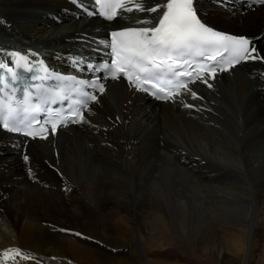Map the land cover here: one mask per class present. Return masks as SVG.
Returning <instances> with one entry per match:
<instances>
[{
    "label": "bare ground",
    "instance_id": "bare-ground-1",
    "mask_svg": "<svg viewBox=\"0 0 264 264\" xmlns=\"http://www.w3.org/2000/svg\"><path fill=\"white\" fill-rule=\"evenodd\" d=\"M156 2L164 0L126 7ZM195 7L217 30L248 36L264 56V3ZM146 16L155 13L133 8L114 22L134 26ZM111 23L87 17L73 0H0V64L19 52L68 68L70 58L103 50L97 39H107ZM208 82L190 83L197 96L181 91L173 102L117 78L89 104L86 122L43 139L0 129V264H152L140 260V230L218 256L223 247L243 261L258 248L255 263L264 264V59ZM125 244L135 249L121 253Z\"/></svg>",
    "mask_w": 264,
    "mask_h": 264
},
{
    "label": "snow or ice",
    "instance_id": "snow-or-ice-1",
    "mask_svg": "<svg viewBox=\"0 0 264 264\" xmlns=\"http://www.w3.org/2000/svg\"><path fill=\"white\" fill-rule=\"evenodd\" d=\"M77 2L79 0H73V3ZM95 2L102 5L99 15L112 22L107 32L110 45L107 39H97L98 44L110 46V63L105 60L103 63L85 64L84 58L81 57L79 61H74L75 66L81 70L86 67L93 72L103 70L105 79L108 76L114 79L122 76L131 87L158 100L175 102L181 91H191L189 80L201 81L211 88L212 84L208 81L215 78L218 70L228 71L242 61L264 59L248 36L220 31L204 22L195 7V0H164L163 3L156 2L151 7L141 3L126 7L128 0ZM217 2L222 3L223 0ZM81 6L88 16L94 14L85 5ZM133 8L137 12L155 13V18L146 16L136 20L134 26L115 24L114 18L120 16L119 10L131 12ZM80 39L87 42L88 34H82ZM100 50L99 47L95 49L97 52ZM14 55L19 57V60L15 62V67H8L7 71L12 74L11 80L15 84L20 79L17 71L22 67L20 61L26 62L27 58L19 52ZM3 68L4 65L0 64V70ZM26 70H31V66L28 65ZM57 78L65 84L71 80V95L77 98L73 106L67 108L63 117L55 118L51 122L52 134L56 133L57 125L62 122H86L83 113L90 111L89 102L97 101L96 92L105 91V84L95 75L91 81L61 74H57ZM2 91L3 89H0V92ZM21 91V103L17 107H7L3 114H0V129L35 138L38 133L33 130V126H39L40 133L47 135L45 127L39 125L36 116L49 102L66 100V89L57 88L51 92L47 89L37 90L33 80L32 85L23 87ZM191 95L196 97L197 93L191 91ZM183 106L193 107L191 104ZM23 159L28 161L29 156L25 154ZM7 253L19 255L20 250L9 249L6 250Z\"/></svg>",
    "mask_w": 264,
    "mask_h": 264
},
{
    "label": "rangeland",
    "instance_id": "rangeland-1",
    "mask_svg": "<svg viewBox=\"0 0 264 264\" xmlns=\"http://www.w3.org/2000/svg\"><path fill=\"white\" fill-rule=\"evenodd\" d=\"M264 3V2H261ZM220 8L224 9L223 6L219 5ZM123 11V10H120ZM94 43H91V46H93ZM80 51L81 48H78ZM230 140L234 143L235 140L227 132ZM102 219V216H100ZM98 218V217H97ZM104 219V218H103ZM99 220V218H98ZM142 237L144 238L143 241L138 243V246L136 248L139 249L140 253V260L143 263H146V260H153L152 264H256L255 261L260 255V249L255 248L251 251L250 261H243L241 258L233 259L231 254L222 247L221 253L216 254L214 252H211L212 250L209 249L207 252L200 251L196 249L195 247L188 246V249H186V246H180V244H177L176 241H173L172 234L167 233L165 235V238L162 240L155 239L154 237L148 236L146 233L147 231L140 230L139 231ZM79 243H82L80 241H77ZM264 242V241H263ZM143 243V244H142ZM84 244V243H82ZM87 247H93L92 243L87 245L84 244ZM160 245L162 247H160ZM159 247V248H158ZM180 248H182L184 251H181ZM186 247V248H185ZM260 248V245L258 246ZM193 248V249H192ZM132 250L135 249V246L125 244L124 247L119 248V251L121 253H125L126 250ZM194 252V253H193Z\"/></svg>",
    "mask_w": 264,
    "mask_h": 264
}]
</instances>
